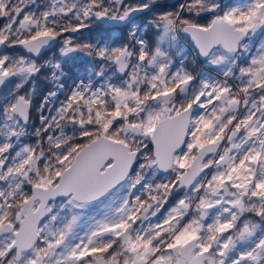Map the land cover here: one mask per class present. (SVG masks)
<instances>
[{"label": "snow or ice", "instance_id": "snow-or-ice-1", "mask_svg": "<svg viewBox=\"0 0 264 264\" xmlns=\"http://www.w3.org/2000/svg\"><path fill=\"white\" fill-rule=\"evenodd\" d=\"M151 6L0 0V87L17 80L0 96V264H264V0H187L153 19L152 47L134 22ZM97 22L129 25L128 43L74 39ZM182 41L216 74L177 66ZM77 53L86 78L53 107ZM45 67L57 91L29 131L21 90Z\"/></svg>", "mask_w": 264, "mask_h": 264}, {"label": "rangeland", "instance_id": "rangeland-1", "mask_svg": "<svg viewBox=\"0 0 264 264\" xmlns=\"http://www.w3.org/2000/svg\"><path fill=\"white\" fill-rule=\"evenodd\" d=\"M183 1H184V3L187 2V0H128L129 3H149L150 5H152L150 7V8H152V12L149 11L150 8L147 9V10H144L143 12H141V14H144V12H145V14L152 13V15H151L152 17L148 18V16L142 15L139 18V17L135 16V21L134 22L139 27V31H138L137 35L141 36L146 41H148L150 47L154 46L156 33H155L154 29L151 27V22L153 21V19L156 16H158L162 12H164L161 8H159V5L160 4H164L165 2H170V3L174 2V5H172L170 8L174 7L175 9H168L167 11H176L178 6L180 4H182ZM49 2H50V0H36V4H39V5H46ZM227 2H229V3H243L244 0H227ZM144 19H146L148 22L143 24L142 21ZM206 19H207V17H205V20ZM2 23H3V21L0 20V24H2ZM129 28H130V26L128 25L126 33H123L122 30H119V31L117 30V34H115V35L109 34L108 36H104V35L101 34L103 32V29H102V26H101V22H97V23H94L91 28H88L84 32L82 30V32L77 33L76 36H80V38L76 39L75 36H74V39L77 40V41H80V42H86V41H91L93 43H96V42H101V43H103V42H113L116 45H121V44L128 43V41L130 39V37H129ZM65 35H67V34H65ZM123 35H124L125 38L123 37ZM181 44H182V48L184 49V53H182L181 50L178 51L177 53L178 54L182 53L184 56H186V59L184 60V64H185L186 67H188L190 70H194L196 72H198L200 70H204V71L211 72L213 75L216 74L215 70L210 71V70L205 68V64L203 63L202 59L196 57L194 48H193V46L191 44H189L187 41H182ZM6 52L9 55H28V54L23 53V51L19 47L8 48L6 50ZM174 52H175V50L172 51L170 54L172 55L173 60L176 61V64L178 66L179 63H180L181 58H179V59L175 58V56H173ZM77 54H80V53H77ZM85 58H87V57H85ZM60 59L61 58H53L52 59V58L47 57V58H45V61L51 60L54 63L55 61L60 60ZM39 60L40 59H38V62H37L38 64L41 63ZM62 64H67V62L62 61ZM47 70L49 71V73L51 75V78H52L53 69L51 67H49V68H47ZM63 71H64V75L61 78L62 80H60V81H63V80L66 81V80L69 79V76H70L69 71L64 70V69H63ZM78 72L86 75V69H82V70H80ZM55 82L53 83V85L54 84L57 85V82L56 83ZM15 83H17V80L15 78H13L12 80H10L9 84H6L3 87H0V96L6 95L7 93H9L13 89ZM24 91H29L26 86H25V88L23 90H21V94H23ZM49 91H50V89L45 91V94L47 92H49ZM42 101H43V97H41L40 100L34 105V109L37 111V114H39V112H40L39 109H40V105H41ZM38 116H40V115H38ZM31 141L32 140H30V137H29L26 142L32 143ZM171 203H173V202H171Z\"/></svg>", "mask_w": 264, "mask_h": 264}, {"label": "trees", "instance_id": "trees-1", "mask_svg": "<svg viewBox=\"0 0 264 264\" xmlns=\"http://www.w3.org/2000/svg\"><path fill=\"white\" fill-rule=\"evenodd\" d=\"M172 5H174V2H165L164 4H160L159 8H162L163 10L167 11L168 9H175L174 7L170 8ZM145 13V12H144ZM127 28L126 27H122V32L126 33ZM111 34L108 33V35ZM124 37V35H123ZM125 38V37H124ZM182 51V53H184V49L182 48V44L180 45V48L176 51ZM82 66L88 65L85 64H81ZM75 66H80V64L77 65H63V69L67 70L70 72H72L75 69ZM62 80V79H61ZM64 81V80H63ZM67 81H64L67 84ZM55 81L51 78V75L49 73V71L47 70V68H42L40 73H38L32 81H30L27 85H25L27 87V89L30 91L32 89H34V91L32 92V100H33V107H32V111H31V120H30V129L29 131H32L35 128H39L41 127L40 121H39V117L37 114V111L34 109V105L40 100V98L45 94V91H47L48 89H51L54 85ZM56 83V82H55ZM53 85V86H52ZM32 138V139H31ZM30 140H32L31 142L34 143L35 142V137L31 136ZM175 194L173 195L172 198H170L169 203L171 202H175L176 198H175ZM167 207V206H165ZM252 219H257L255 216H251Z\"/></svg>", "mask_w": 264, "mask_h": 264}, {"label": "flooded vegetation", "instance_id": "flooded-vegetation-1", "mask_svg": "<svg viewBox=\"0 0 264 264\" xmlns=\"http://www.w3.org/2000/svg\"><path fill=\"white\" fill-rule=\"evenodd\" d=\"M162 9V8H161ZM163 10V9H162ZM149 11H151L152 12V8H150V10ZM163 11H165V10H163ZM142 15H145V16H148V18H150V17H152L151 15H152V13H148V14H141V12L140 13H137L136 14V16L137 17H141ZM150 15V16H149ZM136 17V18H137ZM147 18V19H148ZM143 24L144 23H147L148 21L146 20V19H144L143 21ZM101 26H102V29H103V32L101 33L102 35H104V36H108V33H110V31H111V34H113V35H115V34H117V30L119 31V30H122V27H128V25H122V26H116V27H110V26H108V25H106V24H104V23H101ZM85 30H87V29H84L83 30V32L85 31ZM82 32V31H81ZM149 35V34H148ZM74 36H75V38L76 39H79L80 38V36H76V34H74ZM62 47V44L60 43V42H57L54 46H52L51 48H48V49H46V50H44L43 52H42V54L39 56V57H37L36 59H37V62H38V59H40L39 61L41 62L40 64H43L44 62H45V58H47V57H49V58H61V54H60V48ZM21 50L23 51V53H25V54H28V55H31V54H29V53H27L26 51H24L22 48H21ZM178 51H176L175 50V52L173 53V56H175V58H181V54H178L177 53ZM65 62H67V64H69V65H72V64H74V65H77V64H80V66H75V69L72 71V72H70V78H73V77H75V76H77V75H80V77H83V78H86V75H84V74H82V73H79L78 71H80V70H82V69H87V67L89 66V63H90V60H89V58H85L84 56H83V54H75L74 55V57L73 58H70V59H66V60H64ZM202 61H203V59H202ZM88 63V65H86V67L85 66H82L81 64H83V65H85V64H87ZM203 63H204V61H203ZM67 64H62V66L64 65H67ZM45 68H49V67H45ZM205 68L206 69H208V70H210V71H213V70H215V69H213V68H208V67H206L205 66ZM10 83V81H8L6 84H9ZM5 84V85H6ZM2 89V88H1ZM175 196L177 197V195L175 194ZM175 197V198H176Z\"/></svg>", "mask_w": 264, "mask_h": 264}, {"label": "built area", "instance_id": "built-area-1", "mask_svg": "<svg viewBox=\"0 0 264 264\" xmlns=\"http://www.w3.org/2000/svg\"><path fill=\"white\" fill-rule=\"evenodd\" d=\"M81 78H83V77H80V75H78V76L70 79L69 84H68L67 87L63 83L64 89L62 91L58 92V95L55 98V104H54L53 107H58L59 106L60 101H63L65 99L66 94L71 90L72 87H74L75 83ZM60 83H62V82H60ZM52 91H57V85H55L52 89H50L49 92H52ZM49 92H47L46 94L43 95V99ZM45 114H47V109H45ZM39 115H40V112H39ZM39 119H40V116H39Z\"/></svg>", "mask_w": 264, "mask_h": 264}, {"label": "water", "instance_id": "water-1", "mask_svg": "<svg viewBox=\"0 0 264 264\" xmlns=\"http://www.w3.org/2000/svg\"><path fill=\"white\" fill-rule=\"evenodd\" d=\"M183 3H184V1H183ZM104 24H106V23H104ZM106 25H108V26H110V27H116V26H122V25H124V24H106ZM56 44V43H55ZM54 44V45H55ZM54 45H52V46H54ZM52 46H50L49 48H51ZM48 49V48H47ZM24 50V49H23ZM46 50V49H45ZM5 51V49H3L2 47H0V52H4ZM25 51V50H24ZM44 51V50H43ZM42 51V52H43ZM201 59H203V58H201Z\"/></svg>", "mask_w": 264, "mask_h": 264}]
</instances>
